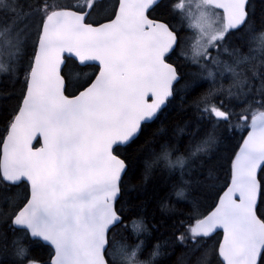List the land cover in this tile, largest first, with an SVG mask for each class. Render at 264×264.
Masks as SVG:
<instances>
[{
	"label": "snow or ice",
	"instance_id": "obj_1",
	"mask_svg": "<svg viewBox=\"0 0 264 264\" xmlns=\"http://www.w3.org/2000/svg\"><path fill=\"white\" fill-rule=\"evenodd\" d=\"M259 12L0 0V264H264Z\"/></svg>",
	"mask_w": 264,
	"mask_h": 264
},
{
	"label": "trees",
	"instance_id": "obj_2",
	"mask_svg": "<svg viewBox=\"0 0 264 264\" xmlns=\"http://www.w3.org/2000/svg\"><path fill=\"white\" fill-rule=\"evenodd\" d=\"M253 3L257 7V16H259L260 7H261V0H253ZM257 3V4H256ZM6 74L0 73V80L6 79ZM6 91V87L3 84H0V95H3V93ZM0 103H6V101L0 100ZM0 127H2V123H0ZM235 141H233L234 143ZM146 189L148 191V201H147V212L149 221L155 222L153 220V217L155 216L157 219L159 218V207L157 203V199L153 197V190L151 185L146 184ZM203 199V198H202ZM210 201H205V203H208Z\"/></svg>",
	"mask_w": 264,
	"mask_h": 264
},
{
	"label": "rangeland",
	"instance_id": "obj_3",
	"mask_svg": "<svg viewBox=\"0 0 264 264\" xmlns=\"http://www.w3.org/2000/svg\"><path fill=\"white\" fill-rule=\"evenodd\" d=\"M187 32V31H186ZM193 33L192 32H187V35L186 36H192Z\"/></svg>",
	"mask_w": 264,
	"mask_h": 264
},
{
	"label": "flooded vegetation",
	"instance_id": "obj_4",
	"mask_svg": "<svg viewBox=\"0 0 264 264\" xmlns=\"http://www.w3.org/2000/svg\"><path fill=\"white\" fill-rule=\"evenodd\" d=\"M183 35H185V36H186V35H187V32L183 33Z\"/></svg>",
	"mask_w": 264,
	"mask_h": 264
},
{
	"label": "bare ground",
	"instance_id": "obj_5",
	"mask_svg": "<svg viewBox=\"0 0 264 264\" xmlns=\"http://www.w3.org/2000/svg\"><path fill=\"white\" fill-rule=\"evenodd\" d=\"M257 4V3H256Z\"/></svg>",
	"mask_w": 264,
	"mask_h": 264
}]
</instances>
